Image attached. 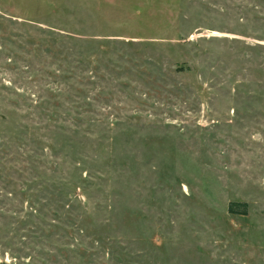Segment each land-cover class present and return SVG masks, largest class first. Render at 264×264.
<instances>
[{"label": "rangeland", "instance_id": "1", "mask_svg": "<svg viewBox=\"0 0 264 264\" xmlns=\"http://www.w3.org/2000/svg\"><path fill=\"white\" fill-rule=\"evenodd\" d=\"M0 264H264V0H0Z\"/></svg>", "mask_w": 264, "mask_h": 264}, {"label": "trees", "instance_id": "2", "mask_svg": "<svg viewBox=\"0 0 264 264\" xmlns=\"http://www.w3.org/2000/svg\"><path fill=\"white\" fill-rule=\"evenodd\" d=\"M236 207H239V208L243 207L244 209H243V211L239 212L240 209H236ZM247 209H248V204H246V203H244V204L232 203L230 205V208H229V210H230L231 213H236L239 210L238 212L241 213V214H243V215H246L247 214Z\"/></svg>", "mask_w": 264, "mask_h": 264}]
</instances>
